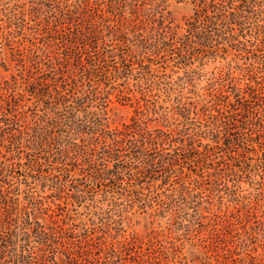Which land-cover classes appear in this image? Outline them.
I'll list each match as a JSON object with an SVG mask.
<instances>
[{
    "label": "rangeland",
    "instance_id": "rangeland-1",
    "mask_svg": "<svg viewBox=\"0 0 264 264\" xmlns=\"http://www.w3.org/2000/svg\"><path fill=\"white\" fill-rule=\"evenodd\" d=\"M0 89V264H264V0H0Z\"/></svg>",
    "mask_w": 264,
    "mask_h": 264
},
{
    "label": "trees",
    "instance_id": "trees-1",
    "mask_svg": "<svg viewBox=\"0 0 264 264\" xmlns=\"http://www.w3.org/2000/svg\"><path fill=\"white\" fill-rule=\"evenodd\" d=\"M93 11V10H92ZM67 15L68 16V25L70 27L67 28L66 31H64L62 40L66 43V49L71 48V49H78V44H81L83 46V43L86 45V42L88 40H90L92 38V34H96L98 31L97 29L99 28L98 26H96L94 23L97 22L94 18H89L86 21H84L82 18H80V24L84 23L87 25L91 24L95 27L94 29L92 28H84L82 25H80V29L79 31H72V24L78 23L79 20V16L72 18V15H79V13L77 11L74 12H70V10L68 11V9L64 10L61 14ZM72 22V24H71ZM91 31V33H89ZM101 34V33H100ZM5 89H0V106H2V104L8 108L6 111H9L8 114L12 117L13 120H17L18 117V112H17V107H18V101L17 98H15L11 93H3ZM6 92V91H5ZM47 94V93H44ZM44 94H42V96H44ZM2 108V107H1ZM110 139L113 141L114 144H118L119 141H116V137H110ZM2 175H0V180ZM1 223V222H0ZM25 234V232H23ZM13 237V235H12ZM6 243H4V245H1V249H5ZM2 253V252H1Z\"/></svg>",
    "mask_w": 264,
    "mask_h": 264
}]
</instances>
